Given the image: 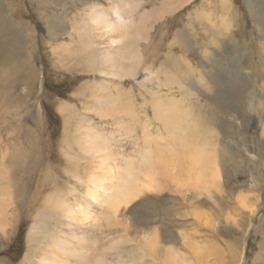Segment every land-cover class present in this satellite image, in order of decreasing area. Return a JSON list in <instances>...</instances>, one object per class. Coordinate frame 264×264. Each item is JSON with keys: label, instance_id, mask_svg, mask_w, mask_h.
Listing matches in <instances>:
<instances>
[{"label": "rangeland", "instance_id": "374dc122", "mask_svg": "<svg viewBox=\"0 0 264 264\" xmlns=\"http://www.w3.org/2000/svg\"><path fill=\"white\" fill-rule=\"evenodd\" d=\"M2 1L6 20L13 18L17 32L29 33V38L24 41L21 61L0 66L4 74L0 85L5 84L0 94L11 100L10 105L0 106V185L11 182L0 204V264H39L40 250L50 251L48 238L62 231L69 239L71 229L95 244L91 247L94 253L104 249L112 264H152L151 257H144L130 242L142 230L160 238L163 233L176 234L173 247L188 264H264V115L259 119L254 108L258 101L264 102V60L259 57L264 53V39L257 27L258 15L264 12V4L257 3L264 0H187L179 8L175 2L173 9L168 0ZM114 4L135 9L136 27L124 45L141 56L136 77L92 72L78 53L66 61L57 56L60 45L77 41L90 7L111 18ZM0 25L5 26L3 17ZM216 35H220L218 40ZM219 41L225 43L228 54L222 47L217 49ZM93 42L102 50L108 47L99 38ZM8 51L7 59L13 56ZM14 51L18 53L19 47ZM19 63L24 64L20 70ZM12 71L15 84L6 88ZM142 80L148 82L143 85ZM89 86L102 99L119 98L125 108L130 107V114L121 116L96 107ZM215 94L253 105L244 108L251 121L243 122L231 109L217 110ZM156 101L172 105L178 116L197 120L179 130L182 137L201 132L211 165L215 161L218 165L212 166L220 172V180L200 195L162 176L163 189L144 191L132 199L111 227L91 230L86 227L94 224L92 220L88 225L70 221L64 211L85 206L89 176L100 175L91 165L101 161H92L77 138L84 130L103 138L109 145L106 166L112 176L123 174L150 149L148 139L159 140L158 148L167 145L166 129L154 112ZM245 149L250 153H244ZM22 156L30 160L23 163ZM19 167L23 172L17 171ZM182 170L186 174L189 163ZM239 195L257 207L254 213L242 208ZM58 198L61 207L56 209ZM89 210L94 217L106 211L95 205ZM39 218H45L38 226L42 229L32 234ZM67 225L70 230L64 229Z\"/></svg>", "mask_w": 264, "mask_h": 264}, {"label": "bare ground", "instance_id": "6f19581e", "mask_svg": "<svg viewBox=\"0 0 264 264\" xmlns=\"http://www.w3.org/2000/svg\"><path fill=\"white\" fill-rule=\"evenodd\" d=\"M7 1L10 2L11 0H7ZM17 1L18 0H13L14 3H16ZM168 1L169 4L168 3L167 4L172 9L174 7L175 2L178 3L177 4L178 8L179 5L181 7L183 4L187 2V0H172V1L168 0ZM257 4L263 6L264 1L259 2ZM4 5H5L4 2L0 0V18L3 17L5 21V26L2 27L0 25V66H8L11 64V61L12 62L16 60L21 61L24 57V53L22 52L24 41L25 39L28 40L29 38L28 37L29 33L24 35L17 32V27L19 26L15 25L14 22H12L14 21L13 18H11V20L10 19L6 20L7 18V16L5 15L6 8L4 7ZM136 5H138V3ZM93 7L94 6L90 7L89 14L87 15V20L86 21L83 20L81 23L82 27L80 26L81 28H79L80 30L78 31V36L76 38L77 41L71 42L68 45L66 43L65 45L64 44L60 45L57 48L58 49L57 56L63 61H66L65 58L69 57L71 59L72 57L71 55L78 53L75 55L76 56L83 55V60L85 62L84 64H86L88 69H90L92 72L94 71H97L98 73L107 72L109 75L118 78L136 77L139 67H141L140 66L142 60L141 56H138L139 52L137 53V50H130L127 48V46L124 45L125 42L130 38V31L133 32L132 30L134 29V27H136L134 13H132L135 11V9L131 8L132 6L129 7L128 5L127 7L121 9L117 4H114L110 7L111 18H109L107 17L108 14L107 12L104 13L103 10L96 9ZM19 10L20 8L18 7L15 11L18 12ZM167 13L168 10L166 14ZM159 16H161V14H159ZM258 17H260L259 20L257 21V27L260 33L259 35H261L262 38L264 39V12L258 15ZM52 18L53 17H50L48 18V20ZM212 28L215 29V32L217 33L222 32L221 28H216L214 26H212ZM19 29L22 30L21 25ZM134 34L136 35V33ZM219 36L220 35H216L215 38L218 40ZM94 38L101 39L103 42H105L106 45H108V47L102 50L98 46L94 45L93 42ZM221 42L222 41H219L218 44L216 45L217 49L222 47V49L226 52V54H228V49L226 48L225 43H222L221 45ZM17 46L19 47L18 53L14 51V47ZM6 50L7 51L10 50L8 52L11 55H13L11 58L9 57L7 59L5 53ZM262 55L263 57H261ZM210 56L211 55H208V57ZM259 57L264 60V53H260ZM233 58L234 57H232L231 59ZM207 60L210 61L211 59H207ZM19 64L20 66L18 69L20 70L22 69L24 64L21 63ZM144 71H146L148 74L150 73L149 68H146ZM0 78H2V81H4V74L3 75L0 74ZM14 78H15V74L14 71H12V73L7 79L6 88H13L15 84ZM146 82L148 81L142 80L141 84L143 83L146 84ZM251 83H256V82H251ZM4 85H2L1 83L0 87ZM90 86L88 90L89 92H91L92 100L96 102V107L98 105V108H103L104 110L110 109L112 110V112L119 114L121 116L130 114L127 113L128 111L130 112L129 110L130 107L128 109L127 107L125 108L123 106L122 101L119 100V98L116 99V101L115 100L108 101L106 98L102 99L98 96L97 94L98 92L94 91V89ZM215 96H216L215 107L217 110L222 111V110L231 109L234 111L235 115L238 114V116L243 119V122L251 121L250 115L244 110V108L246 106V110H248L253 105L250 107V105L244 104L245 101H240L239 99L234 100L229 98L228 96L224 98V95L215 94ZM10 104H11V100L9 96L5 94H0V106H8ZM96 107H94L93 109H95ZM153 108L156 117L163 123L162 126L166 129L167 137L164 140V142H166L167 145L165 147L158 148L156 143L159 140L148 139V143L150 144V149H148L145 152L143 158H141L140 160H136L134 163H131L125 169V172L123 174H117L116 176H112L110 168L107 167L109 165V164L107 165V163H109L108 159L110 158L108 154L109 145L103 138L98 137L96 134H92L91 131L89 130H84L81 133V137L77 138V141L80 142L79 146H81V148L90 156V159H92V161L94 160L101 161L99 165H93L91 161L92 164L91 166L94 167V170L97 169L98 171H100V175L95 176L92 174L89 176L88 182H90V186L87 193H85L84 195L85 206H79V208L75 210L69 209L68 211H64V216L67 217L70 221H74L78 225H82L92 220L94 224L86 227V229H91V230H94L96 228L104 229V227L106 228L107 226L111 227L112 226L111 222L116 220L119 212L122 209H125L128 206V203L132 199H134L144 191H157V192L161 191L163 189V187L160 184L161 182L160 179L162 178V176H167L170 180H172L176 184V186H179L181 188L192 187L194 190L198 191L200 195L203 194V192L205 191L207 192L209 188L213 187L220 180V175H219L220 172H218L217 169L215 168L218 165L216 166V161L215 163H212V165L214 164L215 167L211 165L208 156L209 155L208 152L210 151L205 150L206 145H205V141H202V138L200 137L201 132L200 131L187 132L182 137V134L184 133L183 132L181 133V131L179 130L185 127H189L193 123H197V120H194L193 117H190L188 115L185 118H183L182 116H178L174 111V107L170 104L163 105L159 101H156L153 104ZM254 108L257 109L256 110L257 117L259 119H262L264 115L263 114L264 102H262V100L258 101L257 106ZM76 128H77L76 130L79 131L78 130L79 128L78 127ZM261 130L263 131L262 137L264 138V124L262 125ZM78 135H80V133ZM244 153L248 154L250 152L248 151V149H245ZM228 157H232V156H228ZM250 157L253 158V156ZM22 159H23V163L28 162L30 160L28 157L25 156H22ZM262 159L264 160V154ZM16 160L19 161V158H16ZM230 160H233V158H230ZM10 163L12 164V162ZM17 163L18 162H16V164ZM185 163H189V168H190V170L187 171L186 174L182 170ZM261 163L264 166V161ZM19 168L17 169V171L19 170L23 172L24 169L21 167ZM7 172L5 174H7ZM25 175H27V172ZM5 179L8 180V177ZM6 182L7 183L5 185L4 184L0 185V204L2 203V201L4 202L5 200L4 195L8 190V188L11 186L10 181H6ZM253 185L254 187H257L255 183H253ZM207 196L209 197V195ZM8 200H9V196H8ZM237 201L240 203L242 208L246 210L248 209L249 212L251 213H254V211L257 208L248 205L247 203L248 198L245 199L241 195H239V200ZM91 205H95L98 207L104 206L106 211L105 213L99 214L94 217V215L89 210ZM54 206L56 207V209L61 207V198H58L57 202H55L54 200ZM2 211H0V216ZM200 217L201 216H199V218ZM44 219L45 218H39L38 222H36L34 226H32L33 227L32 234L42 229V227H38V226L40 225L39 223H41ZM123 222L126 223L125 220H123ZM88 224L89 223H87V225ZM2 227H4L3 229L6 228L5 226ZM69 227L71 226L67 225L64 229L70 230ZM76 230L73 229L70 230L69 239L63 237L62 231H59L56 237L48 238L50 243V251L46 252L44 249L40 250L39 264H112L111 260H109L105 256L104 249L102 252L94 253L91 247L92 245L95 247V244L94 243L91 244V242L87 239V237L83 233L77 232ZM177 239L178 236L174 233H163L162 237L160 238L159 235H156L153 231L151 233H147L146 231L143 232L142 230L141 232L137 233L134 239L130 242H133L134 245L139 248V250L141 249L144 252V257L146 255H149L152 259V264H188L185 261L186 259L184 258L185 259L184 260L183 256L179 255L173 247ZM180 239H182L183 241L186 240V238L183 235L180 236ZM199 254L198 255L201 257L202 253Z\"/></svg>", "mask_w": 264, "mask_h": 264}]
</instances>
